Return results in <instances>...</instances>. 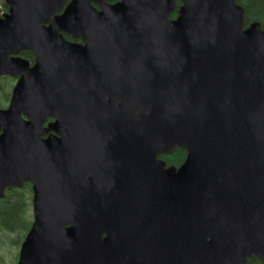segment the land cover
Returning <instances> with one entry per match:
<instances>
[{"label": "water", "instance_id": "95a60500", "mask_svg": "<svg viewBox=\"0 0 264 264\" xmlns=\"http://www.w3.org/2000/svg\"><path fill=\"white\" fill-rule=\"evenodd\" d=\"M5 1L0 197L32 181L34 213L16 264L264 260L261 23L238 0Z\"/></svg>", "mask_w": 264, "mask_h": 264}, {"label": "trees", "instance_id": "16d2710c", "mask_svg": "<svg viewBox=\"0 0 264 264\" xmlns=\"http://www.w3.org/2000/svg\"><path fill=\"white\" fill-rule=\"evenodd\" d=\"M238 3L244 9L245 26L253 21H259L264 27V0H238ZM25 57L33 59L34 56L31 52H26ZM3 80L5 84H1L0 103L2 99L5 101L8 99L13 85L11 78L5 77ZM185 155L186 152L183 149L175 147L169 153L161 154L159 157L165 161L166 166L177 167L183 162ZM29 186L30 184H24L22 187L9 186L5 189L4 197L0 199V264L8 263L1 249H6L8 245L20 244L30 227L31 217L28 214V208H31V191ZM246 264H264V260L253 256L247 259Z\"/></svg>", "mask_w": 264, "mask_h": 264}, {"label": "flooded vegetation", "instance_id": "af4514ba", "mask_svg": "<svg viewBox=\"0 0 264 264\" xmlns=\"http://www.w3.org/2000/svg\"><path fill=\"white\" fill-rule=\"evenodd\" d=\"M69 0H67L68 2ZM119 0H102L101 3L99 2H95V1H91V5L98 11L102 8V4H109V5H112V4H115L117 3ZM181 1L180 0H175V7L174 9L169 13V18L172 19V18H176L178 16V9L180 8L181 6ZM9 10V5L6 3L5 0H3L1 6H0V16L3 15L4 13L8 12ZM62 11V9L58 10L57 13H60ZM64 38L69 40V41H73V42H80V43H83L82 40L80 38H75V37H72L66 33H62ZM26 52H31V50H23L21 53H20V56L21 57H25V53ZM33 54V53H32ZM34 56V55H33ZM26 58V57H25ZM28 60V58H27ZM34 61V57L33 59H29V62L32 64ZM5 77H9L12 79V82H13V85H12V88L15 84V82L17 81V76H10V75H1L0 76V91H1V84H5V81L3 80ZM6 87V86H5ZM11 88V90H12ZM10 95H11V91H10ZM10 95L8 97V99L5 101V100H1V103H0V109H3V108H6L9 104V100H10ZM54 121V118L52 117H46V119L44 120V127H48V123H51ZM50 133L52 134H56L55 132H53L52 130H49L47 131L46 133H44L42 135V137H46L48 136ZM24 184H30L29 186V190L31 191V194H30V202H31V198H32V181H26L24 182L21 186L19 187H22ZM16 187V186H15ZM31 208H32V204H31Z\"/></svg>", "mask_w": 264, "mask_h": 264}, {"label": "rangeland", "instance_id": "374dc122", "mask_svg": "<svg viewBox=\"0 0 264 264\" xmlns=\"http://www.w3.org/2000/svg\"><path fill=\"white\" fill-rule=\"evenodd\" d=\"M3 0H0V6L2 4ZM28 214L31 217L32 220V208H28ZM19 245H11V246H6V249H1V251L3 252V254H5V260L8 262L7 264H15L16 260H17V256H18V251H19ZM16 255V256H15ZM15 256V259L12 260V257Z\"/></svg>", "mask_w": 264, "mask_h": 264}]
</instances>
